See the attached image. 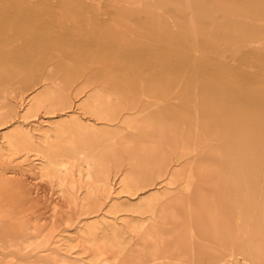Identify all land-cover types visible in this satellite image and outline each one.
<instances>
[{"label":"rangeland","instance_id":"374dc122","mask_svg":"<svg viewBox=\"0 0 264 264\" xmlns=\"http://www.w3.org/2000/svg\"><path fill=\"white\" fill-rule=\"evenodd\" d=\"M0 264H264V0H0Z\"/></svg>","mask_w":264,"mask_h":264},{"label":"bare ground","instance_id":"6f19581e","mask_svg":"<svg viewBox=\"0 0 264 264\" xmlns=\"http://www.w3.org/2000/svg\"><path fill=\"white\" fill-rule=\"evenodd\" d=\"M230 64V63H229Z\"/></svg>","mask_w":264,"mask_h":264}]
</instances>
